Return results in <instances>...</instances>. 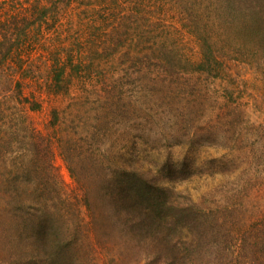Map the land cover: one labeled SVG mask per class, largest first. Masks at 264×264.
Listing matches in <instances>:
<instances>
[{"label": "rangeland", "instance_id": "obj_1", "mask_svg": "<svg viewBox=\"0 0 264 264\" xmlns=\"http://www.w3.org/2000/svg\"><path fill=\"white\" fill-rule=\"evenodd\" d=\"M88 1L89 10L102 8L105 14L111 6L112 13L116 12V5L122 9L118 15L131 17L132 11L137 12L133 0ZM137 1L143 12L128 21L121 36L122 51L112 60L93 55L102 51L99 43H106L112 19L101 30L97 27L104 23L84 24L78 19L86 6L81 0H70L58 19L40 29L43 38L32 60L36 73L26 74L31 69L20 66L16 57L10 67L4 65L5 76H15L13 91L15 83H23V98H36L42 107L34 111H22L20 105L15 108L19 96L14 92L16 100L2 99L0 183L15 181L23 187L24 181H37L32 174H15L14 164L21 162L16 158L31 147L23 128L30 122L40 132L53 134L50 120L57 108L63 116L59 136L78 142L72 150L74 160L78 161L77 152L88 149L98 153V165L107 162L113 169L135 165L148 172L151 183H156L153 197L158 198L153 210L165 206L161 200L166 196L176 203L192 201L212 208L217 215L221 207L236 206L244 218L251 213L264 217V0H255L259 10L246 24L247 40L228 27L225 18L215 16L219 20L210 31L213 40L218 35V41L210 48V64L204 68H212L211 73L199 68L205 48L191 33L207 27L188 20L184 8L193 0ZM200 2L204 11L220 13L213 0L195 3ZM200 21L212 22L207 15ZM47 37H54V44ZM124 51L133 57L127 59ZM61 66L67 72L61 91L55 94L58 89H45V85L56 83L55 72ZM54 141L52 162L66 190L67 206L78 208L84 224H90L100 208L94 202L90 208L84 204L65 156V140ZM162 187L166 192L159 190ZM98 192L94 186L89 197L98 199ZM2 216L8 227L12 213ZM5 241L0 234V264H13Z\"/></svg>", "mask_w": 264, "mask_h": 264}, {"label": "trees", "instance_id": "obj_2", "mask_svg": "<svg viewBox=\"0 0 264 264\" xmlns=\"http://www.w3.org/2000/svg\"><path fill=\"white\" fill-rule=\"evenodd\" d=\"M69 1L0 0V103L2 99L7 101V98L10 101L16 100L15 94L11 93L14 92L20 100L15 102V108L20 105L22 111L25 109L34 111L42 107L36 98L31 99L28 96L23 98L26 94L23 91V83H15L13 91L11 84L14 85L15 76L9 73L6 77L3 67L5 64L10 67L12 59L16 57L20 66L31 69L27 70L26 74L32 71L36 73L37 70H33L32 60H34V48L40 41L39 38H43V35L39 36L43 33L40 29L52 19H58ZM118 1L114 0L116 4ZM193 1L194 3L184 4L188 20L207 27V29L191 31L197 37L199 44L205 48L206 54L203 55L199 68L211 73L212 68L211 70L204 68L210 64L212 52L210 48L216 43L215 41H218V35L216 40H213L210 31L219 20L215 16L223 20L225 18L228 22L227 26L237 30L239 35L247 40L248 33L247 35L244 33L247 32L246 24L250 16L253 18L254 11L259 10L257 5L259 3L255 0H213L214 7L220 12L218 15H213L202 9V2L197 4L195 2L199 0ZM133 2L137 12L132 11L131 17H137L143 9L137 6V0ZM81 3L86 7L78 20L84 21V24L90 26L97 22L104 23L103 26L97 27L101 30L104 26L110 25L108 20L112 19V25L106 29V43H99L102 51L93 54L108 61L112 60L116 57L115 54L122 51L121 45L124 42H121V36L125 27L129 26L128 21L131 17L116 13L117 10H122L121 5L114 6L116 12L113 13L111 6V11L105 14L102 13V8L89 10L87 6L91 2L88 0H81ZM206 15L212 22L200 21ZM194 16L199 18L196 19ZM102 34L104 35L105 32L103 31ZM45 39L48 43L54 44V37ZM51 55L55 60L58 58L55 53ZM125 55L127 59L133 57L127 52ZM215 60L218 61L217 58ZM57 64H59L58 59ZM66 72L65 67H58L55 72L56 83H46L45 89L52 86L54 90L58 89L54 91L58 94L61 91L59 88L63 86L62 80L65 79ZM3 87L8 93L4 94ZM65 90L68 91L69 88ZM25 116L28 118L27 115ZM62 117L57 108H54L50 123L57 135L42 133L36 127H32L30 122H25L24 137L31 147H26L20 152V156L16 159H20L21 162L14 164V170L16 175L32 174L37 177V181H24L23 187L15 181L8 185L0 183V203L3 204L0 210V234L6 239L5 248L8 247L11 252L10 262L13 264H264V217L251 213L249 217L244 218L239 215V207L236 206L221 207V214L217 215L212 208L208 210L192 201L176 203L166 196L161 200V204L165 206L158 211L153 210V201L158 198H154L156 183L154 181L151 183L153 178H149V173H145L135 165L119 166L114 169L107 162H103L102 166L98 165L100 162L98 153L88 152V149H84L81 153L77 152L78 161H75V152L72 153V150L78 148V142L70 137L63 139L59 136ZM2 125L0 123V131ZM56 139L59 142L65 140L63 145L67 151L65 156L70 171L83 192L84 204L90 208L94 202L98 205L97 208H100L90 224H84L85 218L78 214V208L75 209L73 205L67 206L66 190L61 185L52 162ZM8 151L14 152L11 148ZM25 163L27 166L21 168ZM98 180L100 182H97ZM94 186L99 189L96 200L89 197ZM159 190L166 192V188L163 187ZM2 213L4 215L12 213L8 227H4L5 219L3 220ZM13 227L15 230L12 229ZM18 238L20 240L17 241Z\"/></svg>", "mask_w": 264, "mask_h": 264}]
</instances>
